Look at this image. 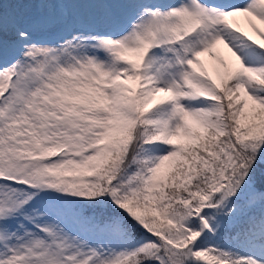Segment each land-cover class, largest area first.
Returning a JSON list of instances; mask_svg holds the SVG:
<instances>
[{
	"label": "snow or ice",
	"instance_id": "6c2138e0",
	"mask_svg": "<svg viewBox=\"0 0 264 264\" xmlns=\"http://www.w3.org/2000/svg\"><path fill=\"white\" fill-rule=\"evenodd\" d=\"M0 264H264V0H0Z\"/></svg>",
	"mask_w": 264,
	"mask_h": 264
}]
</instances>
